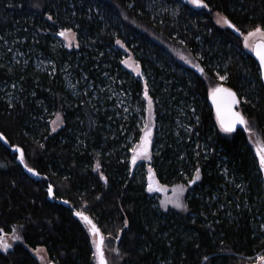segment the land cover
Returning <instances> with one entry per match:
<instances>
[{
	"label": "trees",
	"instance_id": "obj_1",
	"mask_svg": "<svg viewBox=\"0 0 264 264\" xmlns=\"http://www.w3.org/2000/svg\"><path fill=\"white\" fill-rule=\"evenodd\" d=\"M204 3L207 7L181 0H0V84L19 87L15 100L0 92V133L9 146L0 141V228L6 239L13 228L21 237L7 251L0 248V264H40L31 252L36 248L45 249L48 264H96L77 211L101 229L105 255L115 264H251L256 254L264 255V230L255 220L264 221L258 159L246 130L223 133L208 105L211 87H231L241 100L238 109L264 142L259 68L244 51L243 37L216 23L219 13L242 31L262 24L264 0ZM64 28L75 33L77 48L52 44ZM117 40L140 73L123 70ZM177 49L196 67L178 61ZM27 51L54 63V75L11 63L13 53ZM64 65L93 87L118 91L131 108L125 111L106 96L100 99L107 109L102 112L90 104L87 88L73 95L60 74ZM217 73L228 79L220 81ZM145 84L159 126L151 151L156 179L171 186L200 170L186 196L187 215L159 211L145 192L144 174L129 173L128 136H139L132 111ZM178 107L194 111L187 138L175 125ZM45 111L62 115L58 132L51 134L44 124ZM194 143L203 148L193 152ZM10 148L23 149L24 163L40 173V181L24 171ZM49 186L55 202L48 200Z\"/></svg>",
	"mask_w": 264,
	"mask_h": 264
},
{
	"label": "rangeland",
	"instance_id": "obj_2",
	"mask_svg": "<svg viewBox=\"0 0 264 264\" xmlns=\"http://www.w3.org/2000/svg\"><path fill=\"white\" fill-rule=\"evenodd\" d=\"M184 3L190 4L188 2V0H181ZM191 5V4H190ZM217 19L218 16H216V23H217ZM218 26H220L221 28H227L226 25H222V24H218ZM69 40H71L72 43V47H69ZM55 48H62V49H66V48H77V42H76V38H72L71 36L68 37V39H66L65 37H62L60 35L55 36L53 43ZM242 45H243V49L245 52L252 54V51L245 48L244 47V41L242 38ZM117 47L121 48L124 56L122 58L121 64H122V68L124 71L128 72L131 76L140 73L139 72V66L137 64V62L134 60L132 54L127 51L125 48H123L122 44H117ZM175 58L180 61L183 65L187 66H194L196 67V63L194 62V60L184 51L177 49L175 51L174 54ZM123 61H128V63H123ZM11 63L14 65H20L21 67H25L26 65H34L35 68L34 70L40 73H47L49 76L50 75H54V71L56 69V66L54 63H52L51 61L41 57L40 55H37L31 51H27L24 52L23 54L21 53H13L12 57H11ZM70 66H65L61 69L60 74L62 75L63 81L65 83L66 89L69 90L70 92H72L73 95L78 96L81 95V93H83V89L87 88L88 93H90L91 96H88V98L90 99V104L92 106H96L100 111H104L107 110L106 108L103 107V103L102 101H100V99H103L106 96H110L111 98V102L116 104L117 106H120L121 108H123V110L128 111L131 106L130 103L127 101V103H125V100L123 99V97H121L120 93L118 91H114L111 89L110 86L108 85H102L99 84L97 87H93L92 84L90 83V81L86 80V77L84 76H79V77H75L71 71H69ZM87 81V83H86ZM108 81V80H107ZM106 84H108V82H106ZM14 85V83H13ZM146 85V84H145ZM15 86V87H14ZM12 86V83L10 82H6V83H1L0 84V92L5 96H8V99H16V92L18 91V86L14 85ZM210 92V89H209ZM145 93V86H144V91L141 93V96L138 100V102H136L135 106L133 107V114H135V127L137 129V132L139 133V136L135 139L134 135L133 136H128V140L127 143L130 144V150H129V160H128V168H129V173L130 174H138V173H143L144 174V179H145V192L147 193V195L149 197H151V199L154 201L155 205L154 207L157 208L159 211L163 212V213H179L181 215H187L188 213V208L187 210H184L182 208H177L174 206L173 203H166V201H170L174 199V194H173V187L175 185H185L186 187V191L182 194L180 200L181 203L186 205V196L188 194H190V190H192L191 188L194 187V185L197 183V181L194 184H188V182H183V183H177V184H172L171 186H167V190L166 191H160V190H156L153 192H148L147 191V185H148V176H149V167H152V145L154 142V137L157 136V132L159 130V126L158 123L155 119V115H154V101L152 104V120L154 121L153 125H152V143L150 145L149 151L151 153V159H146V158H141L140 160L137 161V163L135 165L132 164L131 158L133 156V152L132 149L137 147V145L140 142V136L143 134V127L144 124L147 123L148 121V117H149V112H148V103H147V97H145L144 95ZM87 94V92H86ZM191 102V100L189 101ZM186 104V103H185ZM182 105V104H181ZM239 110V109H238ZM240 111V110H239ZM177 114H178V120L176 121L175 125L177 127L178 130H181L184 134V136L182 138H185L187 135H189L190 132V127L187 125L188 124V119L191 118L190 116H192L194 114L193 109H190V113H186L185 109H183L182 107H178L177 108ZM57 114L59 113H55V112H47L45 111L43 115H45L44 119V124L48 125V129L50 131L51 134H54L56 132H58L64 124V120L61 114H59V116L61 117L60 120H57ZM43 115L41 117H43ZM194 117V115H193ZM123 118V117H122ZM121 118V120H122ZM56 121L55 124H53L52 122ZM250 122V121H249ZM55 128V131H53V129ZM225 133V132H223ZM247 139H248V143L251 146L254 155L257 157L258 159V164H259V158L256 154V144L257 141H259L261 144H264L262 137L260 136L256 126L254 123L250 122V130H246L245 131ZM187 138V137H186ZM188 142V139H186ZM193 147V152L196 151L197 148L200 147V144L194 143L192 144ZM203 148V147H200ZM206 151H203V153H205ZM194 157L196 156V154L194 153L193 155ZM97 167V165L95 166ZM154 171V169H153ZM259 171L262 175V178L260 179L261 182H263L262 185V189H263V193H264V170H261L259 168ZM155 173V171H154ZM184 176V175H183ZM184 178V177H183ZM192 179H194V177H191ZM156 175L154 177V187H156L157 189L160 188L161 184H155L156 181ZM233 188H238L240 189V184L235 183L233 184ZM239 192H241V190H239ZM228 215V214H226ZM255 215V214H254ZM261 217L256 216L255 220L257 223L259 224V227L261 230H264V221L261 223L260 222ZM89 233V232H88ZM90 236V241L92 244V236L89 233ZM6 243H12V238L11 239H6ZM93 245V244H92ZM37 249V248H36ZM33 256L35 257V259L40 263V264H48V257L45 251H43L42 253H40L39 255L36 254V252L34 250H31ZM41 256L44 257L43 260H41ZM264 256L263 254H256L254 257L253 263L251 264H264V261L259 260V257ZM109 264H115V262H113L112 258L110 255H106Z\"/></svg>",
	"mask_w": 264,
	"mask_h": 264
},
{
	"label": "snow or ice",
	"instance_id": "obj_3",
	"mask_svg": "<svg viewBox=\"0 0 264 264\" xmlns=\"http://www.w3.org/2000/svg\"><path fill=\"white\" fill-rule=\"evenodd\" d=\"M190 4H192L195 7H207V4L204 3V0H188ZM218 19L217 23L226 25L229 28H232L235 30L236 33H239L240 36L243 37L244 41V47L255 52V55L259 58L260 66L262 69H264V23L262 24H256L250 29H247L246 31H242L240 27H237L236 24L232 23V21L228 18V16H221L219 13H217ZM49 20H52V16H48ZM60 36L65 37L68 39L69 36H71L73 39L75 38V33L72 31L71 28H64L58 33ZM117 44H121V41L117 40ZM69 47H72L71 40H69ZM78 46V45H77ZM123 63H128V61H123ZM201 72L204 70L201 68ZM217 77L220 81H226L228 79L227 75H220L217 73ZM261 79H264V76L261 77ZM210 97L213 101V104L216 107V114H217V120L219 121L220 128L225 133H232L236 130L237 125L244 126L245 130H250V122L245 117V115L241 112L236 110V106H238L241 103V100L238 98L237 93L231 88L226 87L223 83L216 84L210 89ZM145 97H147V103H148V112L149 117L147 123L144 124V127L142 129L143 134L140 136V142L137 145V147L132 149L133 156L131 158L132 164L135 165L138 160L141 158L151 159V153L149 151L150 145L152 143V125L154 121L152 120V98L148 96L147 92V85H145ZM61 117L59 114H57V120H60ZM53 124L56 123V121L52 122ZM55 131V128L53 129ZM0 138L3 137V133H0ZM19 160L21 163L24 164V167L27 169L29 173H32L33 175L39 176L40 173L27 165V163H24L25 157L23 149H19ZM256 154L259 158V168L261 170H264V144H261L259 141H257L256 144ZM97 167H99V162H97ZM154 177L155 173L151 167H149V176H148V185H147V191L153 192L156 190L160 191H166L167 185H161L159 189L154 187ZM200 179V170L199 168L195 171V178L188 181V184H194L197 180ZM155 184H159V181L156 180ZM186 191L185 185H175L173 187V194L174 199L170 201H166V203H173L175 207L182 208L184 210H187V205L181 203V196ZM49 195L53 194L52 187L49 186L48 188ZM67 203V201H65ZM77 217H79L85 225H87V231L92 236V244H93V250H92V257L96 261V264H109V261L105 255V237L101 233V229L93 222V220L87 216L83 211H77L74 213ZM128 226L127 219L124 220V227L126 228ZM121 232L123 229L120 230ZM17 230L15 228L12 229V239L19 241L21 240V237L16 234ZM0 233L3 235H0V248H3L4 251H7L12 247V244L6 243L7 233H4V229L0 228ZM116 240H119L120 237L116 236ZM113 252L119 254L118 249H111ZM37 255L45 251L43 248H37L34 250ZM41 260L44 259L43 256L40 257ZM205 260H208L209 258L207 256L204 257ZM259 260L264 261V256L259 257Z\"/></svg>",
	"mask_w": 264,
	"mask_h": 264
},
{
	"label": "water",
	"instance_id": "obj_4",
	"mask_svg": "<svg viewBox=\"0 0 264 264\" xmlns=\"http://www.w3.org/2000/svg\"><path fill=\"white\" fill-rule=\"evenodd\" d=\"M237 35H238V33H237ZM251 55H252L253 59L255 60L257 66H258V68H259L260 76H261V77L264 76V69H262L261 66H260L259 58L255 55V52H253V51H252V54H251ZM261 81H262V84H263V86H264V79H261ZM208 105H209V107L211 108V110L213 111V113H214V115H215V118H216L217 125H218V127L220 128L219 121L217 120L216 107H215V105L213 104V101H212V99H211V97H210V94H208ZM238 108H239V105L236 106V110H238ZM238 111H239V110H238ZM220 129H221V128H220ZM237 130H245V128H244V126H242V125H237V126H236V130H235L234 132H232V133H227V134H233V133H235ZM0 141H1L5 146H7V147L9 148V146H8V144H7V142L5 141L4 138H0ZM10 149L13 150V152H15V153L17 154V161H18V163H19L21 166H23L24 171H25L29 176H31L35 181H40V180L42 179L41 176H36V175H33L32 173H29V172L27 171V169L24 167L23 163L20 162V160H19V155H20V153H19V149H12V148H10ZM48 200H49L50 202H55L56 199H55V197H54V194L49 195V193H48ZM57 202L60 203V204H62L63 206H69L68 203H65V202H63V201H57ZM74 215H75V214H74ZM75 217H77V216L75 215ZM77 218H79V217H77ZM50 264H51V263H50Z\"/></svg>",
	"mask_w": 264,
	"mask_h": 264
}]
</instances>
